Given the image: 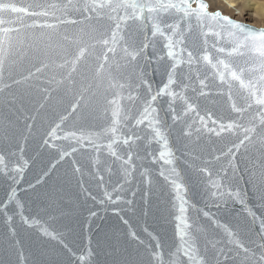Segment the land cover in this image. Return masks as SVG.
Segmentation results:
<instances>
[{"label":"snow or ice","instance_id":"6c2138e0","mask_svg":"<svg viewBox=\"0 0 264 264\" xmlns=\"http://www.w3.org/2000/svg\"><path fill=\"white\" fill-rule=\"evenodd\" d=\"M213 3L29 0L20 4L0 0V80L7 74L11 81L0 88V92L7 93L0 124V174L15 182L13 173L22 172L28 165L27 145L40 110L57 96H70L73 114L83 109L103 120L99 132L86 134L81 130L77 135L71 131L63 137L78 144L86 142L97 151L92 167L100 173L101 184L103 169L107 168L118 176L116 187L120 190L125 185L131 190L137 173L141 183L147 179L151 186L152 173L146 164L150 161L152 166L160 165L159 177L175 189L174 201H179L178 206L173 202L179 213L174 216L175 239L179 243L165 249L159 237L149 236L145 243L137 233H131L143 250L140 264H264V212L257 217L248 210L252 217L248 231L254 232L255 238L244 243L236 231L215 220L213 232L223 228L224 236L210 234L199 215L195 219L188 215V200L181 195L184 186L179 182L182 172L177 164L183 160L184 171L211 178L209 165L213 161L205 160L202 151L197 150L201 141L206 135L219 137L242 129V138L237 135L238 143L233 148L237 152L244 149V173L264 208V27H249L246 22L222 15L213 10ZM67 25L80 27L76 32H62L60 29ZM26 63H31L35 72L28 71L23 80L48 73L37 85L35 97L27 99L9 92L21 83L14 74ZM225 85L230 102L227 116L217 119L211 113L201 115V101L213 94L214 87L222 89ZM217 94L222 96L223 92ZM67 119L60 115L59 123L52 122L51 130L41 137V148L58 149L50 140L61 139L58 131ZM174 134L179 147L172 142ZM101 140L107 143H98ZM102 148L107 150L104 159L100 158ZM58 151L61 160L70 154ZM228 154L232 160L222 170V179L228 178L229 170L233 175L240 171L235 153L229 149ZM214 159L219 161L221 157ZM74 170L83 176L79 164ZM89 174L95 175L91 171ZM210 182L217 189L221 187L216 180ZM14 196L10 185L6 200L0 201V215L13 233L18 213L11 211L6 201ZM235 198L245 204L239 192ZM204 216L210 214L204 212ZM22 223L28 220L22 219ZM43 232L58 239L47 228ZM19 260L25 258L20 255Z\"/></svg>","mask_w":264,"mask_h":264},{"label":"water","instance_id":"95a60500","mask_svg":"<svg viewBox=\"0 0 264 264\" xmlns=\"http://www.w3.org/2000/svg\"><path fill=\"white\" fill-rule=\"evenodd\" d=\"M16 2L26 4L29 0ZM75 18L82 19L78 16ZM248 26L254 27L249 24ZM78 27L80 26L67 25L60 30L72 33L76 32ZM28 71L35 72L31 63H26L14 74V78L21 80V83L12 86L9 90L11 94L23 96L25 99L30 95L35 97L37 85L48 73L23 80L22 76H27ZM4 83H11L7 74L0 80V88H3ZM156 83H159V77ZM220 91L223 92L222 96L217 94ZM212 92L211 96L201 101V115L211 113L217 119L226 117L230 104L227 100V86L222 89L214 87ZM6 95V92H0V124L3 123L2 117L6 111ZM70 101V96H57L40 110L33 137L27 145L25 159L28 160V165L22 172L13 173L15 182L0 174V201L6 200V192L11 185L15 196L6 202L11 211L18 213L13 220L14 233L5 223V218L0 215V264H140L143 250L132 240L130 234L133 232L145 240V243L149 236L159 237L165 249L173 243L178 244V239H175L177 222L174 216L179 213L173 208V202L178 206L179 201H174L175 189L159 177L160 165L152 166L150 161L146 162L152 173L151 186L147 179L141 183L137 173V180L132 184L131 190L127 185L124 190H120L116 187L118 176L115 173L110 174L107 168L103 169L104 181L101 184L100 173L92 167L97 151L86 142L78 144L75 140L63 137L66 132L71 131H76L77 135L81 130L86 134L99 132L103 120L98 114L90 116L83 109L73 114ZM29 107L31 108V104ZM60 115L68 117L58 131L61 139H52L50 143H55L58 149L70 153L64 160L60 159L58 149L40 147L41 137L51 130L53 121L60 122ZM208 126H213L211 121H208ZM237 135L242 138V129L238 133L222 134L219 137L212 134L209 138L206 135L201 141L197 150L202 151L205 160L213 161L209 165L213 171L211 178L207 175L203 178L195 177L184 171L183 160L177 164V170L182 172L179 182L184 186L181 195L188 200V215L193 219L199 215V220L209 226L210 234L224 236L223 228L213 232L212 221L215 220L236 231L238 238L248 243L250 239L255 238V233L248 231V228L252 227V217L248 210L251 209L259 217L264 208L258 203L255 189L248 183V175L244 173V149L241 148L237 152L233 148V144L238 143ZM175 141L174 134L172 142L175 147H179ZM98 143L103 145L107 142L101 140ZM72 148H76V151L72 152ZM229 149L235 153L236 162L240 163V171L233 175L229 170L228 178L222 179V170L227 168L232 160V156L228 154ZM106 153V148H102L100 158L104 159ZM217 156L221 157L219 161L214 159ZM53 164L56 165L55 169L52 168ZM77 164L83 170V176L75 172ZM90 171L95 175H90ZM217 172L221 175H217ZM210 180H216L221 187H213ZM133 191L136 192L135 196ZM236 192L240 193L245 204L242 205L235 198ZM108 194L111 199H108ZM204 212H208L210 216L205 217ZM25 218L28 220L27 224L22 223ZM256 224H259L258 219ZM45 228L49 233L57 235L58 239L44 235ZM20 255L25 258L24 261L19 260Z\"/></svg>","mask_w":264,"mask_h":264},{"label":"rangeland","instance_id":"374dc122","mask_svg":"<svg viewBox=\"0 0 264 264\" xmlns=\"http://www.w3.org/2000/svg\"><path fill=\"white\" fill-rule=\"evenodd\" d=\"M235 3H238L241 10L240 13L234 15L233 12H227L222 8L216 6L213 3V10L220 11L222 15H228L232 19L238 22H246L247 24L254 26L256 28L264 27V24L261 21H264V0H234ZM209 2V0H205ZM247 13V14H246Z\"/></svg>","mask_w":264,"mask_h":264},{"label":"bare ground","instance_id":"6f19581e","mask_svg":"<svg viewBox=\"0 0 264 264\" xmlns=\"http://www.w3.org/2000/svg\"><path fill=\"white\" fill-rule=\"evenodd\" d=\"M214 3L216 4V6H218L219 8L224 9L227 12H233L235 13L234 15L240 13V6L238 3H235L234 0H214ZM221 11V10H220Z\"/></svg>","mask_w":264,"mask_h":264}]
</instances>
